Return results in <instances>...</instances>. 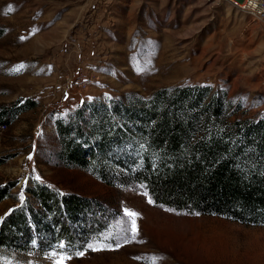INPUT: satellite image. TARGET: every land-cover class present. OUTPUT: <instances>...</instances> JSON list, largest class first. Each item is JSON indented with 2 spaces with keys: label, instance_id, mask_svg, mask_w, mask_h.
I'll use <instances>...</instances> for the list:
<instances>
[{
  "label": "rangeland",
  "instance_id": "1",
  "mask_svg": "<svg viewBox=\"0 0 264 264\" xmlns=\"http://www.w3.org/2000/svg\"><path fill=\"white\" fill-rule=\"evenodd\" d=\"M185 83L223 91L231 119L264 117V18L227 0H0V107L35 101L0 126V264H264V225L174 209L59 154L57 119ZM38 183L81 197L101 233L66 247Z\"/></svg>",
  "mask_w": 264,
  "mask_h": 264
},
{
  "label": "trees",
  "instance_id": "2",
  "mask_svg": "<svg viewBox=\"0 0 264 264\" xmlns=\"http://www.w3.org/2000/svg\"><path fill=\"white\" fill-rule=\"evenodd\" d=\"M227 103L223 91L197 83L97 101L87 117L78 108L74 119L56 120L59 154L108 184L140 182L155 202L174 209L264 225V117L231 119ZM33 105L24 100L0 107V126ZM126 143L131 149L125 153ZM31 191L48 208V221H58L57 236L69 248L84 247L106 225L102 215L88 218L87 202L77 195L40 183ZM76 206V217H64ZM14 216L26 237L27 221L17 210Z\"/></svg>",
  "mask_w": 264,
  "mask_h": 264
},
{
  "label": "built area",
  "instance_id": "3",
  "mask_svg": "<svg viewBox=\"0 0 264 264\" xmlns=\"http://www.w3.org/2000/svg\"><path fill=\"white\" fill-rule=\"evenodd\" d=\"M233 6L247 12L254 19L264 18V0H227Z\"/></svg>",
  "mask_w": 264,
  "mask_h": 264
},
{
  "label": "snow or ice",
  "instance_id": "4",
  "mask_svg": "<svg viewBox=\"0 0 264 264\" xmlns=\"http://www.w3.org/2000/svg\"><path fill=\"white\" fill-rule=\"evenodd\" d=\"M149 202L150 203H152V201L151 200H149ZM126 214L127 215H129V216H136V215H138L137 213H135V212H126ZM133 228H135V221L133 220ZM91 247V246H90ZM94 250H99V249H94ZM77 255H83V253H77ZM71 257H62L59 261H57V264H64V261L66 260V259H70Z\"/></svg>",
  "mask_w": 264,
  "mask_h": 264
}]
</instances>
